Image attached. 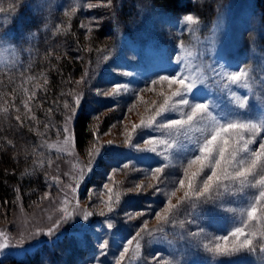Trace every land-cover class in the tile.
I'll return each instance as SVG.
<instances>
[{
    "label": "rangeland",
    "instance_id": "obj_1",
    "mask_svg": "<svg viewBox=\"0 0 264 264\" xmlns=\"http://www.w3.org/2000/svg\"><path fill=\"white\" fill-rule=\"evenodd\" d=\"M216 1L218 12L210 22L189 12L200 20L193 29L179 22L184 14L142 8L133 33L126 34L119 45L107 50L102 58L92 63L84 74H80L79 81L83 77V82L77 84L73 101L69 105L76 107L74 96L82 94L78 111L86 101L97 110L93 129L99 143L94 138L93 146L99 148L100 153L88 171V152L80 151L76 145L74 123L77 111L74 120L69 123L73 133L71 143L63 145L65 134L61 132L49 143L57 145V148L48 147L55 155L49 174L52 189L33 203H25L19 196L12 209L5 208L0 214V232L5 234L0 236V245L6 244L0 248V256L7 252L22 255L47 242L48 248L43 253L42 264H116L119 252L122 251L120 245L135 234L144 221H147L149 229L161 226V221L154 214L166 206L165 196L159 193L153 195L151 188L140 193L129 191L141 181L145 184L156 183L153 177L132 171L133 166L147 170L159 166L161 160L156 154L141 150L145 147L144 140L150 139L155 133L148 129L133 131V127L141 119L154 114L155 107L164 99L159 93L170 95L178 87L173 85L169 88L167 82L157 85L150 83L160 76L174 74L178 55L184 56L193 67L199 66L203 77L208 78L207 83L200 86L197 95L215 99L222 107H228V101L223 91L213 82L209 66L220 71L237 70L240 67L249 69L251 89L235 88L234 91L237 95L248 97V106L243 111L254 117L264 114V24L259 21L253 0ZM59 2L61 0H35L34 7L47 10ZM70 2L75 6L70 5L68 13L72 15H66L67 18L80 14L87 34L91 36L99 28L96 21L80 9L81 0ZM97 3L89 1L87 5ZM88 28H92V31L88 32ZM15 59L14 45L0 42V64H9ZM116 84L127 85V91L109 95ZM168 118L178 117L170 115ZM129 134L130 143L126 142ZM93 146L89 150H93ZM62 148L66 150H60ZM107 151L115 155V167L107 174L100 171L93 176ZM124 164H128L129 168L124 169ZM173 165L163 173L169 180L178 177L181 171L175 159ZM81 169L84 170L83 178ZM92 176L94 181L91 182ZM52 177H58L60 182L56 183ZM105 184L112 190V213L106 211L105 202L110 193L104 188ZM68 185L77 189L75 194ZM159 187L165 189L163 184ZM184 192L185 189L177 187L176 195L170 197L171 202L176 204ZM65 194L71 201L69 211L75 209L74 216L49 236L47 229L60 219ZM117 194L119 202L115 203ZM76 200L79 201L78 208ZM231 206L243 205L236 202ZM101 209L105 210V215H100ZM83 210L93 215L84 220ZM137 211L147 214L134 220L126 219L125 213ZM174 219L175 224L162 225V232H156L153 236L145 235L140 242L139 254L134 255L131 251L135 247L133 242L128 253L130 259L126 258L125 264H156L153 259L156 256L162 258L160 264H165V261H171L172 264H264V253L259 250L256 253L242 252L232 257L213 259L202 247L190 242L186 233L196 230L195 224L188 223L190 219H195L209 235H223L224 229L231 226L230 219L212 205H197L194 209L185 207ZM180 221H184V227L180 226ZM108 223L113 227L108 228ZM37 230H41L40 235L35 234ZM104 240L108 241L109 247L102 256L99 244Z\"/></svg>",
    "mask_w": 264,
    "mask_h": 264
},
{
    "label": "snow or ice",
    "instance_id": "obj_2",
    "mask_svg": "<svg viewBox=\"0 0 264 264\" xmlns=\"http://www.w3.org/2000/svg\"><path fill=\"white\" fill-rule=\"evenodd\" d=\"M111 2L112 0H108L106 6L110 7ZM97 6L87 5L88 8ZM72 12L74 13L75 9ZM65 15L71 16L72 13H65ZM179 22L193 29L200 20L193 13H188L184 14ZM87 30L91 32L92 28ZM107 58L104 57V59ZM176 65L174 74L160 76L158 80H152L150 83L157 85L167 82L169 88L173 85L178 87L170 95L164 92L159 93L164 99L155 107L154 114L141 119L140 123L133 127V131L148 129L155 133L150 139L144 140L145 147L141 150L154 153L161 157V160L159 166L147 170L133 166L132 171H140L151 176L156 183L145 184L141 181L129 191L140 193L151 188L153 195L159 193L165 196L166 206L154 214L155 218L161 221V226L149 229L147 221H144L140 229L120 245L122 251L119 252L116 264H125L126 258L130 259L128 253L133 242L135 247L131 248V251L134 255L139 254L140 242L145 235L153 236L156 232H162L163 224L176 223L174 216L178 215L181 209L185 207L194 209L197 205H212L231 221V226L224 229L223 235H209L195 219L188 221L196 225V230L187 232L186 237L190 242H195L197 246L202 247L213 259L232 257L242 252L256 253L258 250L264 253V114L254 117L249 112L243 111L248 106V97L237 95L234 91L235 88L251 89L250 70L240 67L237 70L220 71L216 67L209 66L213 82L223 91L228 101L229 106L222 107L221 103L215 99L197 95L200 86L205 85L208 79L203 77L199 66L193 67L188 64L185 57L181 55L176 57ZM125 75L131 74L125 73ZM217 77H219L218 80ZM83 79L82 77L81 81L76 83L83 82ZM122 90L127 91V85L116 84L109 95H118ZM81 97L82 94L74 96L76 107L70 106L67 102L63 105L66 111L70 110V114L66 116L65 125L61 129L65 134L64 146H68L73 140L69 123L74 120L81 104ZM153 105L155 106V102ZM24 106L28 108L27 101L24 102ZM170 115H176L178 118L169 119ZM157 118L160 119L157 120ZM16 119L19 121L20 117L17 116ZM30 119L35 121L36 117L33 115ZM94 138L99 143L98 136ZM126 142H131L130 134ZM47 146L57 148L56 144ZM133 146L136 147V145ZM60 150H66V148ZM99 153L100 149L95 146L93 150L88 151L90 158L89 166H86L88 171L91 170L90 166ZM174 159L181 171L178 177L169 180L168 177L163 176V173L167 168L174 166ZM123 168L128 169L129 165L124 164ZM83 175L84 170L81 169V178ZM52 179L56 183L60 182L58 177H52ZM160 184L165 185V189H161ZM68 187L73 194L76 193V188H72L71 185ZM177 187L185 189V192L184 196L173 204L170 197L176 195ZM104 188L110 193L108 201L105 202L106 211L112 213L114 211L112 190L106 184ZM118 202L119 194L116 196L115 203ZM236 202H241L243 206H231ZM70 203L65 194L60 219L53 227L47 229V235L51 236L63 223L73 218L75 209L69 211ZM76 207H79L78 200H76ZM146 214L143 211L128 212L125 213V217L128 220H134ZM92 215V212L83 210L84 220H88ZM100 215H105V210L101 209ZM179 223L181 227H184V221ZM107 227L112 228L113 225L108 223ZM35 234L40 235L41 230H37ZM4 235L0 232V236ZM5 246L6 244L0 245V248ZM108 247L107 240L99 244L102 256L105 255ZM153 259L156 264H160L162 258L156 256ZM165 264H172V262L165 261Z\"/></svg>",
    "mask_w": 264,
    "mask_h": 264
},
{
    "label": "trees",
    "instance_id": "obj_3",
    "mask_svg": "<svg viewBox=\"0 0 264 264\" xmlns=\"http://www.w3.org/2000/svg\"><path fill=\"white\" fill-rule=\"evenodd\" d=\"M70 1L44 10L34 7L35 0H0V42L16 49V61L0 64V214L12 209L19 196L33 203L52 189L49 174L55 155L47 145L63 133L68 115L63 105L72 103L80 74L133 33L142 8L177 15L193 12L208 22L218 12L216 0H112L110 7L108 0H81L80 9L99 27L89 36L80 14L65 15L70 5L75 6ZM89 1L98 6L87 8ZM253 2L264 24V0ZM97 113L86 101L76 114V145L82 152L94 144ZM33 115L35 121L30 119ZM114 159L107 151L93 176L107 174L115 167ZM47 248L43 242L22 255L7 252L0 264H42Z\"/></svg>",
    "mask_w": 264,
    "mask_h": 264
}]
</instances>
